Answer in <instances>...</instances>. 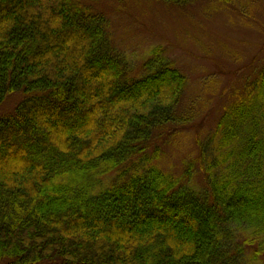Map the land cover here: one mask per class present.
<instances>
[{"label": "trees", "instance_id": "16d2710c", "mask_svg": "<svg viewBox=\"0 0 264 264\" xmlns=\"http://www.w3.org/2000/svg\"><path fill=\"white\" fill-rule=\"evenodd\" d=\"M92 2L0 0V262L264 264V61L174 176L148 150L186 78L121 79Z\"/></svg>", "mask_w": 264, "mask_h": 264}, {"label": "rangeland", "instance_id": "374dc122", "mask_svg": "<svg viewBox=\"0 0 264 264\" xmlns=\"http://www.w3.org/2000/svg\"><path fill=\"white\" fill-rule=\"evenodd\" d=\"M229 1L177 6L163 0H91L103 13L110 46L121 60V79L141 78L160 60L186 78L174 109L179 123L154 130L148 150L151 155L157 147L155 164L174 176L184 174L186 162L196 156V140L214 129L224 105L264 61V0ZM153 84L162 86L167 99V84ZM18 100L19 95L9 97L0 115Z\"/></svg>", "mask_w": 264, "mask_h": 264}]
</instances>
